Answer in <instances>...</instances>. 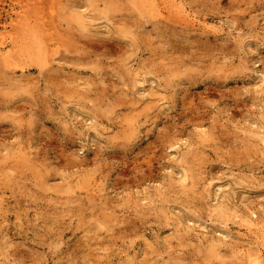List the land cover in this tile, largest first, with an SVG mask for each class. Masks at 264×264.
Returning <instances> with one entry per match:
<instances>
[{
    "label": "rangeland",
    "instance_id": "obj_1",
    "mask_svg": "<svg viewBox=\"0 0 264 264\" xmlns=\"http://www.w3.org/2000/svg\"><path fill=\"white\" fill-rule=\"evenodd\" d=\"M152 1L0 0V264H264V0Z\"/></svg>",
    "mask_w": 264,
    "mask_h": 264
},
{
    "label": "bare ground",
    "instance_id": "obj_2",
    "mask_svg": "<svg viewBox=\"0 0 264 264\" xmlns=\"http://www.w3.org/2000/svg\"><path fill=\"white\" fill-rule=\"evenodd\" d=\"M160 1H161V0H160ZM151 2L153 3L152 0H151ZM156 2H158V1H156ZM164 2H165V1H164ZM171 2H172V1H170V3H171ZM160 3H161V2H160ZM166 3H168V2H166ZM166 3L164 4L165 6H167ZM174 3H175V2L173 1V2L171 3V6H170V7H173V6H174ZM153 4H154V3H153ZM176 4H177V3H176ZM176 4H175L174 7H177V6L179 7L180 4H177V6H176ZM155 5H156V4H155ZM172 5H173V6H172ZM152 7H153V6H152ZM155 7H157V6H155ZM168 7H169V4H168ZM174 7H173V8H174ZM161 8H164V6L161 7ZM165 8H166V7H165ZM153 9H155V8H153ZM156 9H157V8H156ZM170 9H171V8H170ZM177 9H180V7L177 8ZM183 10H184V9H183ZM176 11H177V10H176V8H175L174 12H176ZM178 11H179V10H178ZM178 11L176 12L177 14H178V13H181V15L184 14V13H183L184 11H182V12H178ZM157 12H161L160 9H159V11H157ZM186 14H187V13H186ZM186 14H185V15H186ZM181 15H180V16H181ZM188 15H189V14H188ZM182 16H183V15H182ZM160 17H161V16H160ZM165 17L168 18V16H165ZM170 17H171V16H170ZM183 17H184V16H183ZM162 18H163V17H162ZM187 20H188V19H187ZM1 51H2V50H0V58H2V59L7 63V61H8V57H7V55H5V52H1ZM0 60H1V59H0ZM250 255H253V254H250ZM250 255H249V256H250ZM258 255H260V254H258ZM255 256L257 257V255H255ZM253 257H254V256H253ZM253 257L250 256V258H253ZM256 257H254V260H253L254 262L256 261V260H255ZM259 257H260V256H259ZM257 258H258V257H257ZM257 258H256V259H257ZM260 258H261V257H260ZM251 260H252V259H251ZM251 260H250V261H251ZM257 260H258V259H257ZM254 262H253V263H254ZM251 263H252V262H251ZM256 264H257V263H256Z\"/></svg>",
    "mask_w": 264,
    "mask_h": 264
}]
</instances>
